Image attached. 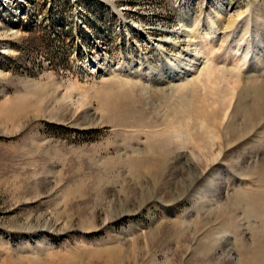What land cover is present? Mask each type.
<instances>
[{"label":"rangeland","instance_id":"374dc122","mask_svg":"<svg viewBox=\"0 0 264 264\" xmlns=\"http://www.w3.org/2000/svg\"><path fill=\"white\" fill-rule=\"evenodd\" d=\"M0 264H264V0H0Z\"/></svg>","mask_w":264,"mask_h":264},{"label":"bare ground","instance_id":"6f19581e","mask_svg":"<svg viewBox=\"0 0 264 264\" xmlns=\"http://www.w3.org/2000/svg\"><path fill=\"white\" fill-rule=\"evenodd\" d=\"M188 48V47H187ZM190 49L188 48V51H186V52H184L185 54H186V57H188V58H190V60H191V57H192V53H191V51H189ZM185 51V50H184ZM182 55V54H181ZM185 58V57H184ZM254 61V60H253ZM251 67H254L253 65L251 66ZM169 68V67H168ZM191 71V70H186L185 69V71H180V72H177L178 74H176V76L175 77H171V80H173L174 78H176L177 76L178 77H181V76H189V72ZM172 75V74H171ZM173 75H175L174 73H173Z\"/></svg>","mask_w":264,"mask_h":264}]
</instances>
